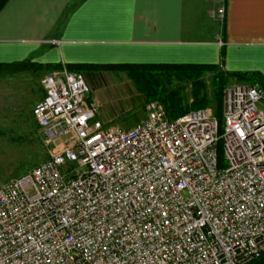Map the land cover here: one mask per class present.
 Instances as JSON below:
<instances>
[{
  "label": "built area",
  "instance_id": "built-area-1",
  "mask_svg": "<svg viewBox=\"0 0 264 264\" xmlns=\"http://www.w3.org/2000/svg\"><path fill=\"white\" fill-rule=\"evenodd\" d=\"M220 10V14H222ZM32 116L53 156L0 187V264H249L264 255V91L230 83L169 120L106 127L65 67ZM222 142L223 168L217 149Z\"/></svg>",
  "mask_w": 264,
  "mask_h": 264
},
{
  "label": "crops",
  "instance_id": "crops-1",
  "mask_svg": "<svg viewBox=\"0 0 264 264\" xmlns=\"http://www.w3.org/2000/svg\"><path fill=\"white\" fill-rule=\"evenodd\" d=\"M23 61L222 63L264 78V0H8L0 64Z\"/></svg>",
  "mask_w": 264,
  "mask_h": 264
},
{
  "label": "rangeland",
  "instance_id": "rangeland-1",
  "mask_svg": "<svg viewBox=\"0 0 264 264\" xmlns=\"http://www.w3.org/2000/svg\"><path fill=\"white\" fill-rule=\"evenodd\" d=\"M46 74H0V187L25 174L62 148L61 143L46 141L32 116V106L43 93L41 79ZM87 82L89 93L86 102L98 109L106 127L128 129L144 118L145 106L141 107L134 87L123 73L104 72L98 74L93 83ZM206 83L210 97L209 76ZM185 97L189 103L188 90ZM215 107L214 102L208 108H212L215 114ZM221 116L217 118L220 121L219 134L222 131ZM219 144L220 154L224 158L222 142Z\"/></svg>",
  "mask_w": 264,
  "mask_h": 264
},
{
  "label": "trees",
  "instance_id": "trees-1",
  "mask_svg": "<svg viewBox=\"0 0 264 264\" xmlns=\"http://www.w3.org/2000/svg\"><path fill=\"white\" fill-rule=\"evenodd\" d=\"M8 0H0V10ZM215 64H67L65 68L71 73L83 75L86 81L93 83L96 76L104 72L123 73L134 87L141 107L147 103L158 102L163 106L169 120H176L190 111L211 107L215 102L216 118L221 116L223 91L229 80L247 84H257L264 91V78L255 73L226 72ZM58 64H33L23 61L12 64H0V74H18L24 72L50 73L62 69ZM210 77L211 96L207 94L206 78ZM88 83V82H87ZM189 91L190 102L187 103L185 92ZM218 120V124H219ZM218 167L225 166L219 151ZM249 264H264V255Z\"/></svg>",
  "mask_w": 264,
  "mask_h": 264
}]
</instances>
